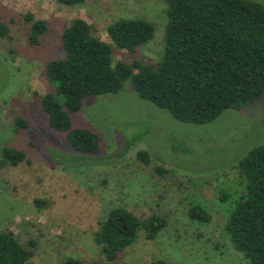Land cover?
<instances>
[{
	"label": "rangeland",
	"instance_id": "obj_1",
	"mask_svg": "<svg viewBox=\"0 0 264 264\" xmlns=\"http://www.w3.org/2000/svg\"><path fill=\"white\" fill-rule=\"evenodd\" d=\"M166 10L164 0H88L74 6L0 0V15L10 26L9 34L0 36V152L12 146L25 153L18 164L3 161L0 169V231H13L27 247L34 241L32 264H65L69 258L104 264H250L226 223L245 191L237 164L264 144V96L244 109L193 124L140 99L127 80L118 93L85 98L72 115L73 127L99 134L97 153L75 150L42 109L41 97L54 91L46 64L65 56L62 32L73 19L84 18L108 42L109 24L121 18L149 20L154 38L136 52L114 46V58L155 64L165 48ZM28 12L48 22L37 45L29 42ZM19 118L29 128L17 130ZM141 150L149 152V163L138 156ZM195 205L211 219L193 220L189 210ZM115 207L141 219L158 214L167 225L154 239L141 229L109 261L96 238Z\"/></svg>",
	"mask_w": 264,
	"mask_h": 264
},
{
	"label": "trees",
	"instance_id": "obj_2",
	"mask_svg": "<svg viewBox=\"0 0 264 264\" xmlns=\"http://www.w3.org/2000/svg\"><path fill=\"white\" fill-rule=\"evenodd\" d=\"M74 6L88 0H55ZM167 4L165 48L160 60L149 64L115 60L114 46L136 52L154 38L156 28L145 18H121L106 28L111 42L95 34L92 24L75 18L62 32L65 56L51 59L46 73L54 91L41 97L49 125L66 133L67 142L81 153H97L100 136L89 128L73 127L72 115L92 95L118 93L127 80L140 99L168 110L179 121L203 124L224 111L241 110L264 96V3L256 0H164ZM29 42L37 45L48 30L46 19L26 13ZM10 26L0 15V36ZM17 130L29 128L24 118ZM131 145L130 141L126 147ZM138 156L149 163V152ZM25 153L12 146L0 152L3 161L18 164ZM245 191L226 223L235 247L250 264H264V144L253 147L237 164ZM161 168H156L160 172ZM227 195H221L225 199ZM193 220L207 222L210 214L201 205L189 210ZM167 220L152 214L141 219L125 207L110 210L97 232V242L109 261L133 243L141 229L154 239ZM23 245L13 231H0V264H32V247ZM65 264L84 263L69 258ZM150 264H168L164 260Z\"/></svg>",
	"mask_w": 264,
	"mask_h": 264
}]
</instances>
